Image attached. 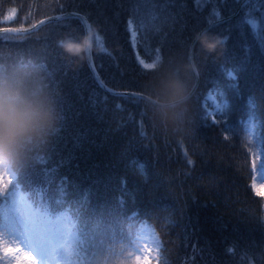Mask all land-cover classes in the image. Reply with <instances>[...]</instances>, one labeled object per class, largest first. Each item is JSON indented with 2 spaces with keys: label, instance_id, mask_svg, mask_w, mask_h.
I'll return each instance as SVG.
<instances>
[{
  "label": "trees",
  "instance_id": "16d2710c",
  "mask_svg": "<svg viewBox=\"0 0 264 264\" xmlns=\"http://www.w3.org/2000/svg\"><path fill=\"white\" fill-rule=\"evenodd\" d=\"M240 2L0 0V28L82 14L95 29L91 57L99 78L122 93L103 90L87 58L72 63L58 47L84 34L78 16L26 34L0 33V67L34 61L57 100V126L23 163L17 184L34 204L75 221L76 264L95 257L107 264L104 249L114 248L111 264H138L134 231L142 221L160 240L159 264H264V198L252 187L255 145L247 127L253 117L264 157V0L246 1L238 16L207 32L227 37L213 53L193 48L197 82L192 74L182 131L153 118L141 86L169 57L189 61L193 36ZM157 56L153 69L139 62ZM209 91L222 103L220 113H211Z\"/></svg>",
  "mask_w": 264,
  "mask_h": 264
},
{
  "label": "clouds",
  "instance_id": "9594fccd",
  "mask_svg": "<svg viewBox=\"0 0 264 264\" xmlns=\"http://www.w3.org/2000/svg\"><path fill=\"white\" fill-rule=\"evenodd\" d=\"M94 31L86 29L79 41L67 38L59 40L57 45L72 58V63L83 62L94 50ZM193 41L203 53H213L219 43L217 38L205 33L195 34ZM194 71V65L186 57L173 56L162 61L142 81L148 97L147 109L166 130H183ZM58 118L56 97L34 61L25 59L0 67V166L7 163L14 168L28 161L46 145Z\"/></svg>",
  "mask_w": 264,
  "mask_h": 264
},
{
  "label": "rangeland",
  "instance_id": "374dc122",
  "mask_svg": "<svg viewBox=\"0 0 264 264\" xmlns=\"http://www.w3.org/2000/svg\"><path fill=\"white\" fill-rule=\"evenodd\" d=\"M130 30L133 38L135 33L132 28ZM141 61L144 60L139 58V62L143 66ZM150 63L156 64L157 61L153 60ZM216 104V108H221V102ZM249 120V134L255 145L252 151L254 165L252 185L255 192L264 197V157L261 141L259 139V130L257 122L252 117H250ZM257 157H259V159H257ZM3 172L4 169L2 165L0 166V175H3ZM3 180L6 184L7 176H4ZM13 193L15 194V197H24V199L32 205L33 209L41 208L48 213L54 232L53 249L48 264H76L73 254V248L78 241L75 221H73L65 212L52 213L37 204H32L25 195L26 193L22 192L17 185L15 189L0 188V209L6 210L11 205V202L14 199ZM136 239L137 241L134 240V243L137 245L135 256L138 264H159L161 257L160 241L152 226L145 222L139 223L136 227ZM16 247L19 246L17 245ZM104 251L110 253L107 264H111L112 254L118 253L119 249L114 248L112 251L104 249ZM9 257H12L11 264H39L38 261H35L32 253L20 251L19 254H17L14 248L10 250L9 245L5 240L0 239V260H5ZM100 261H103L101 257H95L92 259L91 264H100Z\"/></svg>",
  "mask_w": 264,
  "mask_h": 264
},
{
  "label": "snow or ice",
  "instance_id": "6c2138e0",
  "mask_svg": "<svg viewBox=\"0 0 264 264\" xmlns=\"http://www.w3.org/2000/svg\"><path fill=\"white\" fill-rule=\"evenodd\" d=\"M150 2V0H145ZM166 3H175L176 0H165ZM194 4H198L200 0H193ZM15 11V9H13ZM7 20L8 17H5ZM219 18L215 22H218ZM207 24L210 27L213 26L214 21L208 20ZM207 34V30L202 32ZM97 42L100 41V37L97 36ZM227 37L222 38L219 42H223ZM79 51V48L76 49ZM158 61L159 57H155ZM144 69H153L154 63L141 61ZM231 78V74H230ZM138 99H143L142 96ZM259 159V157H257ZM23 164H20L17 168H13L7 163L3 164V175H0V188H12L15 189L18 178L20 176V169ZM4 176H7V183H4ZM6 195V193H5ZM11 202V205L6 209H0V239L6 241L10 250L15 249L16 253L20 251L30 252L33 254L35 261L39 264H48L51 258L53 249V237L54 232L51 226V220L48 213L41 209H33L24 197H15ZM19 247H16V246ZM12 257L5 260H0V264H11Z\"/></svg>",
  "mask_w": 264,
  "mask_h": 264
},
{
  "label": "water",
  "instance_id": "95a60500",
  "mask_svg": "<svg viewBox=\"0 0 264 264\" xmlns=\"http://www.w3.org/2000/svg\"><path fill=\"white\" fill-rule=\"evenodd\" d=\"M247 0H242V2L240 3L238 9L235 11V13H233L232 15H229L227 17H223V18H220L218 20V22H215L214 21V24L212 27L209 28L208 24L199 32V33H202V32H205V30H210L211 28L215 27V26H218L219 24H222L224 23L225 21L233 18L234 16H236L242 5L244 4V2H246ZM78 16L82 19L83 23H84V27H85V30H89L90 31V27H89V24H88V21L87 19L80 13H75V12H66V13H62V14H57V15H52V16H48V17H45L43 19H41L40 21H38L37 23H35L33 26L31 27H28V28H14V27H3V28H0V33L2 32H11V33H15V34H26V33H29V32H32L33 30H35L36 28L40 27L41 25L45 24V23H48L50 21H54V20H57V19H61V18H64V17H67V16ZM195 43L194 41L192 42L191 44V47H190V51H189V63H192L193 64V59H192V52H193V47H194ZM87 62H88V66L96 80V82L98 83V85L103 89L105 90L106 92L108 93H111V94H122L121 91H117V90H114L112 88H109L108 86H106L102 81L101 79L99 78L97 72H96V69L94 67V63L92 61V57H91V52H89L87 54ZM194 65V64H193ZM195 68V66H194ZM195 78H196V82H197V73H196V69L195 71L193 72ZM194 92V89H192V91H190L189 93V97L191 94H193ZM148 99V98H147Z\"/></svg>",
  "mask_w": 264,
  "mask_h": 264
},
{
  "label": "bare ground",
  "instance_id": "6f19581e",
  "mask_svg": "<svg viewBox=\"0 0 264 264\" xmlns=\"http://www.w3.org/2000/svg\"><path fill=\"white\" fill-rule=\"evenodd\" d=\"M192 95V94H191ZM190 95V96H191ZM207 99H209L210 101H212L213 102V105H217L216 103H219L220 101L218 100V99H210V98H207ZM222 107V106H221ZM215 109H217L216 107H215ZM221 109V108H220Z\"/></svg>",
  "mask_w": 264,
  "mask_h": 264
}]
</instances>
